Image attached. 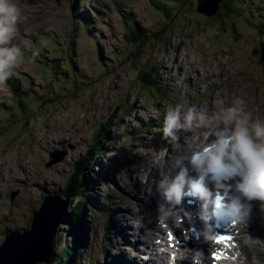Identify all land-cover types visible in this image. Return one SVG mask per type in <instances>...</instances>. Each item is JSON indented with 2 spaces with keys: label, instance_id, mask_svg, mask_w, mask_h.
I'll return each instance as SVG.
<instances>
[{
  "label": "rangeland",
  "instance_id": "374dc122",
  "mask_svg": "<svg viewBox=\"0 0 264 264\" xmlns=\"http://www.w3.org/2000/svg\"><path fill=\"white\" fill-rule=\"evenodd\" d=\"M153 1L13 0L23 18L12 43L23 59L11 77L20 81L25 106L21 111L7 82L0 85V244L6 229L30 222L43 196L61 195L96 136L103 151L91 155L89 173L82 174L87 181L105 177L87 193L96 209L85 210L79 230L62 224L53 250L79 233L83 246L74 264L133 257L138 244L123 234V217L127 205H138L132 180H143L139 168L155 149L176 146L163 139L166 110L182 104L218 114L237 98L232 93H241L247 110L261 117L264 0H230L233 10L215 21L195 11L196 0L168 2V15ZM124 18L147 42L124 39ZM153 67L165 88L157 94L136 80L139 70ZM136 126L139 133L132 132ZM55 150L64 155L46 166ZM253 257L264 264V254L251 253L249 264Z\"/></svg>",
  "mask_w": 264,
  "mask_h": 264
},
{
  "label": "clouds",
  "instance_id": "9594fccd",
  "mask_svg": "<svg viewBox=\"0 0 264 264\" xmlns=\"http://www.w3.org/2000/svg\"><path fill=\"white\" fill-rule=\"evenodd\" d=\"M22 18L21 9L12 0H0V85L23 59L21 48L12 43ZM201 129L204 133L195 136L185 156L170 168L160 167L159 179L154 182L160 197L156 208L158 226L170 221L181 224L184 217L190 218L191 213L183 208L185 199L189 204L200 202L201 216L206 221L215 219L233 227L248 223L253 201H258L264 212V120L254 117L240 97L226 106L222 104L218 114L209 115L195 105L185 110L184 105L177 104L166 110L162 133L170 143L179 141L181 130L195 134ZM165 156L160 153L154 165L160 166ZM212 227L209 224L207 238L216 240L218 235ZM244 243L249 248L262 244L250 235ZM230 247L237 246L233 243ZM160 251L167 252L166 264L187 258L184 251L172 246ZM238 257V264H245L239 250L225 258L237 262ZM192 260L193 264H202L198 250H193ZM252 264L261 261L253 257Z\"/></svg>",
  "mask_w": 264,
  "mask_h": 264
},
{
  "label": "bare ground",
  "instance_id": "6f19581e",
  "mask_svg": "<svg viewBox=\"0 0 264 264\" xmlns=\"http://www.w3.org/2000/svg\"><path fill=\"white\" fill-rule=\"evenodd\" d=\"M81 15L82 17H84L83 14ZM163 89L165 88H162V90ZM230 92H234V90H230ZM240 94L241 93H238V95ZM238 95L232 93L230 96L238 97ZM253 101L254 99L251 100V104H253ZM262 103H264V98L262 99ZM204 131L205 130H202L201 132V130H199L195 134L193 132H186V134H188V138H184L183 134L180 133L178 135L179 141L176 143V146L168 145V147L164 151L155 149L153 152H151L144 163L146 168H144L143 170H140L139 168V176L147 182H143V180L138 179H136L135 182L134 180H132V194H137L136 202L138 203V205L137 208H133L127 205L125 212L126 215L123 217L124 223L126 224L127 228L125 230V233L123 234L126 236V238H131L134 243L138 244V247L136 248L133 257H127V255L124 253H118L116 260H114L113 262L114 264H166L167 252H161L160 249L168 248L170 246L169 243H173L172 247L179 248L186 254L187 258L183 260H177L176 264H193V261H190L189 263V259H191L193 255V250H198L201 254L202 264H207L210 262V258L208 257V255L213 254V252L209 247H212L213 245L209 243L206 236L201 237L197 232L188 233L187 231L181 230L184 227L189 226H193L198 230L199 221L197 222L195 218L184 217L181 221V224L179 223V221H177L176 223H172L170 221L166 226H158L156 221V208L157 201L160 199V197L156 191L154 183L159 179L160 167L162 166L165 169L170 168L175 160L185 156L188 152V144L192 143L195 136H201ZM52 153H55L54 156L57 157L60 155V153H62V151L59 152L55 150ZM160 153H166V156L163 160L160 161V166L154 165L153 161L159 158ZM185 163H187V161H185ZM43 198L44 196L42 197V201L40 202L39 207L36 210H39L41 204L43 203ZM256 202L257 201L252 202V215L248 223L243 225H236L235 227L230 225V244H239L244 237L248 235L253 237L259 233V230L262 231V229L257 226L259 224H255L254 222V220L256 219V217L254 219V214L264 213L261 211L260 207H254L256 205ZM184 209L188 212H191V208L189 206H186ZM196 211L197 213L201 212L200 210ZM125 218H128V220ZM200 224L204 229L208 226L207 221L203 218L200 220ZM120 226L123 227V225L121 224ZM251 226L254 230L252 228H248ZM216 227L220 234H224L221 224L216 223ZM246 231L247 234L245 235ZM169 234L172 235V239L169 238ZM243 245L244 244L240 245V249L243 247ZM116 246L117 245H113L114 250H116ZM236 249L237 247L232 248V250L229 251V257H231ZM246 249V247L242 248L243 254L246 256L245 264H249L251 253H255L260 259L261 255L264 254V249L259 247L250 248L251 251L249 252L248 249ZM229 260L231 264H238L239 261L238 260L237 262H234L231 259Z\"/></svg>",
  "mask_w": 264,
  "mask_h": 264
},
{
  "label": "trees",
  "instance_id": "16d2710c",
  "mask_svg": "<svg viewBox=\"0 0 264 264\" xmlns=\"http://www.w3.org/2000/svg\"><path fill=\"white\" fill-rule=\"evenodd\" d=\"M229 1L230 0H223L222 3L219 5V10L216 13V15L212 18L207 17L208 20L215 21L218 18L221 19L223 15H228V13L233 10V7ZM168 2L174 4L175 0L153 1L155 6L163 10L165 15H168L170 11V7L167 6ZM83 13H85V17H82L81 21L84 22L86 25H88L91 19L90 18L88 19L87 12L83 11ZM123 22H124V34H123L124 39H126L128 42H134V43H137V41L139 42V40H142L143 42L145 41L144 38L141 39L139 37L140 34L132 24L131 20H127L126 18H124ZM142 36H144V34ZM151 41L152 40H150V42ZM156 73L157 70L154 67L151 68L149 71L139 70L136 75V80L140 82V85L143 88L145 89L149 88L151 92L153 91L154 94H157L156 90L157 89L162 90L164 84L160 82V80H158V78L156 77ZM6 82L11 87V92L15 102L18 103L20 110L24 111L25 100L21 92L20 81L14 79L13 77H10ZM166 92H168L167 89ZM158 96L161 97L164 95L162 93H159ZM260 105H264V103L260 102ZM158 119L160 120V117ZM148 125H152V123H148ZM141 129L142 128L140 126L139 127L136 126L135 128L132 129V132L139 133ZM102 151H103L102 146L99 145L98 143V137L95 136L91 139L89 143L87 153H85L82 158L79 157L75 160L74 162L75 166L72 167V173L71 175H69L67 183L64 186V190L61 193V195L65 198L66 203L59 227L62 224H65L69 228H71V230H79L83 226L82 216L85 214V210L89 211L92 210V208L96 209L95 205L91 203V200L87 195V193L91 188L93 189L92 187L93 182H103L105 180V177L101 175H95L92 181H87L82 174L89 173V167H90L89 162L91 160V155L93 154L100 155ZM130 162L131 161H129V163ZM77 172L79 176H75ZM29 224L30 222H28V224L26 225L27 227L25 226L22 228H29ZM22 228H20L19 231ZM71 239H72L71 241L72 244L63 245L59 251H54L52 249L53 256L50 259V263L74 264L75 260H73V258L75 259L79 257L81 252L80 249L83 246V238L79 235V233H76L75 235H71ZM54 244H55V238H54ZM54 244H53V248H54Z\"/></svg>",
  "mask_w": 264,
  "mask_h": 264
},
{
  "label": "water",
  "instance_id": "95a60500",
  "mask_svg": "<svg viewBox=\"0 0 264 264\" xmlns=\"http://www.w3.org/2000/svg\"><path fill=\"white\" fill-rule=\"evenodd\" d=\"M223 0H196L195 11L212 18ZM49 155V166L60 161L64 152L57 157ZM15 195L12 192L11 199ZM66 200L63 196L45 195L39 210L32 214L29 228L7 230L0 244V264H49L53 256L54 238L62 219Z\"/></svg>",
  "mask_w": 264,
  "mask_h": 264
},
{
  "label": "snow or ice",
  "instance_id": "6c2138e0",
  "mask_svg": "<svg viewBox=\"0 0 264 264\" xmlns=\"http://www.w3.org/2000/svg\"><path fill=\"white\" fill-rule=\"evenodd\" d=\"M169 238L172 239V235L171 234H169ZM230 239H231L230 236L221 235V236H218L217 237L216 242L219 243L221 241H226V240H230ZM213 256H214V259H220V258H222L220 256V254H218V253H213Z\"/></svg>",
  "mask_w": 264,
  "mask_h": 264
},
{
  "label": "flooded vegetation",
  "instance_id": "af4514ba",
  "mask_svg": "<svg viewBox=\"0 0 264 264\" xmlns=\"http://www.w3.org/2000/svg\"><path fill=\"white\" fill-rule=\"evenodd\" d=\"M5 232V231H4Z\"/></svg>",
  "mask_w": 264,
  "mask_h": 264
}]
</instances>
